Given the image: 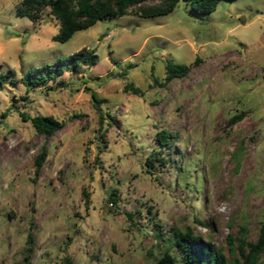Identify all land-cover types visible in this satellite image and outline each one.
I'll return each mask as SVG.
<instances>
[{"label": "rangeland", "instance_id": "374dc122", "mask_svg": "<svg viewBox=\"0 0 264 264\" xmlns=\"http://www.w3.org/2000/svg\"><path fill=\"white\" fill-rule=\"evenodd\" d=\"M20 1L0 0V72L13 70L0 86V264H152L172 227L192 226L228 260V236L236 255L239 237L254 241L264 220V0H219L207 13L179 0L165 14L100 18L64 42L49 6L34 21L17 13ZM83 46L95 62L21 80L47 64L55 72ZM167 59L190 69L161 85ZM21 113L62 126L45 136Z\"/></svg>", "mask_w": 264, "mask_h": 264}, {"label": "trees", "instance_id": "16d2710c", "mask_svg": "<svg viewBox=\"0 0 264 264\" xmlns=\"http://www.w3.org/2000/svg\"><path fill=\"white\" fill-rule=\"evenodd\" d=\"M179 0H21L16 5L18 14L26 15L32 20H37L42 15V9L49 6L48 12L59 20V29L53 34V38L64 42L72 37L78 29L86 28L98 19L112 15L138 14L142 16L165 14L172 10ZM189 2L193 9L200 13H207L215 9L219 0H185ZM67 60H71L70 64ZM95 62L93 49L83 46L73 52L68 59L59 61L55 72L49 64L42 67L29 69L21 76L25 84L41 83L47 78L54 77L61 72V64H67L72 69L79 63ZM165 75L159 84L165 85L173 77L182 76L190 69V63H177L170 59L166 60ZM12 69L6 72H0V86L8 80H12ZM125 89H131L133 93L142 94L141 87L132 83L125 84ZM94 101H98L95 93H91ZM244 113L240 111L232 115L229 123H235ZM23 119H29L36 132L49 136L62 126V121L52 114H34L26 115L21 113ZM170 136L166 129L157 132L156 137L160 144L166 143V138ZM47 144L42 143L41 148L34 158V173L37 176L41 170L43 162L47 155ZM148 160L152 159L149 155ZM228 239V248L233 251L231 258L228 260L225 254L217 248L210 240L194 233L192 226L185 229L172 227L170 236L167 237L165 249L160 257L152 264H257L260 260L261 253L264 252V220L260 222L258 234L254 241H246L244 237H239L236 242V255L234 240ZM31 233L28 234L26 250H32L30 245ZM28 254L25 255L27 260Z\"/></svg>", "mask_w": 264, "mask_h": 264}]
</instances>
